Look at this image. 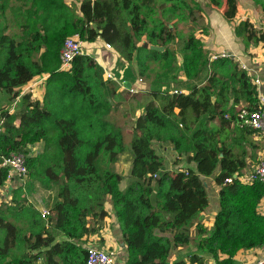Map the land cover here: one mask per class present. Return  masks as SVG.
Wrapping results in <instances>:
<instances>
[{"label": "trees", "instance_id": "1", "mask_svg": "<svg viewBox=\"0 0 264 264\" xmlns=\"http://www.w3.org/2000/svg\"><path fill=\"white\" fill-rule=\"evenodd\" d=\"M77 2L78 7L64 0H0V91L11 100L20 98L12 114L0 110V163L22 154L28 169L24 186H15L11 199L0 201V264H36L40 259L44 264H86L83 239L102 229L107 198L125 246L124 264H207L198 255L169 259L173 248L189 245L194 223L205 235L197 241V251L215 264H235L238 251L261 247L264 216L257 207L264 184L234 179L245 164L226 145L231 126L249 131L240 126L239 109L258 108L249 76L230 57L210 60L200 39L189 35L179 47L184 80L173 91L163 89L174 69L170 46L178 41L168 24L193 21L194 13L199 23L200 5L194 0ZM209 2L219 7L222 0ZM226 2L225 17L231 20L236 0ZM253 2L264 12V0ZM74 35L88 43L100 38L123 61L134 62L140 77L155 74L151 98L132 125L124 190L119 188L124 177L114 166L126 146L121 129L109 120L123 92L105 80L103 68L89 55L75 56L70 69L61 70L60 50ZM235 35L245 46L262 40L248 21L235 28ZM143 42L164 50L147 49ZM42 75H47L42 102L30 94L20 96L21 87ZM40 142L45 150L29 156L28 147ZM160 143L195 163V171L165 170L154 148ZM217 168L219 210L207 230L198 222L208 207L201 177L212 176ZM7 176L8 170L0 167V188ZM34 184L54 192L46 219L28 198Z\"/></svg>", "mask_w": 264, "mask_h": 264}, {"label": "crops", "instance_id": "2", "mask_svg": "<svg viewBox=\"0 0 264 264\" xmlns=\"http://www.w3.org/2000/svg\"><path fill=\"white\" fill-rule=\"evenodd\" d=\"M64 1L68 6H79L77 0ZM194 1L197 2L202 8L201 14L203 16V25L206 28V32L202 35L203 38L199 39L202 42L203 49L207 52L208 56L210 57L214 54L219 55L221 53L228 55V57L237 62L241 69L247 73L251 83L256 88L258 94L257 98L259 96L264 97V12H262L259 6L255 5L253 0H236V14L233 19L229 20L225 17V12L227 11L226 0H222L219 7L211 4L209 0ZM243 21H248L252 25L253 30L256 32L257 38H262L261 41L250 43L248 46H245L242 40L235 35V28ZM103 43L105 42L100 38L96 39L94 42H86L85 49L88 50L87 55L92 57L103 68V70L106 69L110 71L112 68L118 70V68H116V62L120 60L125 63V61L119 57V54L113 50V48L110 50L104 48ZM143 43H140V45ZM127 65L128 63L122 69H119V76L122 77L124 75ZM46 78L47 75L34 78L27 85L20 88V96L23 94H30L33 100L42 102ZM116 79V83L120 86L119 92H123L122 89L126 86L128 88L132 85L126 79L122 82V84L119 82L117 77ZM256 79L259 80V84L254 85L253 81ZM163 89H165V87H163ZM19 100L20 98L18 97L12 102L19 103ZM143 105L144 104H141V107ZM6 111H8L10 114L14 112L11 110V108H7ZM141 113L142 109L137 110L135 119ZM111 116L109 115V120L113 122ZM215 125L218 124L216 123ZM227 133L229 134V138L226 142L227 147H230L233 155L245 164V167L238 173L241 177H243L264 159V134H259L251 130L242 132L241 130L233 129L232 126L227 130ZM160 144L162 145L158 148V153L164 159L165 170L173 172L192 169L195 171V163H188L184 156L179 157L174 152L173 146H167L164 143ZM118 159L119 160L117 163H115L114 167L116 172L121 173L124 177L123 181L119 185L120 190H124L128 182L131 155L126 158L121 157ZM124 163L125 168L123 167ZM218 172L219 168L216 169L212 176L201 177L208 194V207L200 214L198 222L203 226V228L207 230L212 228L214 217L219 210V187L214 182V176L217 175ZM47 192L49 194H51V192L53 193V191ZM52 197L54 199V194H52ZM36 204L37 205H35V208L37 211H39V213L43 210L50 211V208L42 206V202ZM105 210L108 213V216L103 221L102 229L95 235L89 236L87 238L85 237L83 239V248L96 247L115 250L118 255V261L124 262L126 258L125 246L122 242L118 220L110 203V198H107ZM257 212L264 216V197L261 199L257 207ZM195 225L196 223H194V225L189 230L191 238L189 245L173 248L169 255L170 261H174L176 259L188 260L190 256L198 255L203 258L204 262L207 264H215V261L209 255L201 251H197L196 243L205 235H201V232L195 229ZM260 257L261 250L258 248L251 250H240L236 253L233 259L235 264H256ZM220 258L224 257L221 256ZM37 264H44V262L40 259Z\"/></svg>", "mask_w": 264, "mask_h": 264}, {"label": "rangeland", "instance_id": "3", "mask_svg": "<svg viewBox=\"0 0 264 264\" xmlns=\"http://www.w3.org/2000/svg\"><path fill=\"white\" fill-rule=\"evenodd\" d=\"M195 12V11H194ZM196 16H198L199 23H195V13L192 16L193 21L187 20L185 22H180L177 20H173L168 24L169 28H171L172 31H175L176 38H177V44L172 43L170 48L171 50H175V56L172 60L174 69L173 73L170 75L168 74L166 76V81H169L165 88L167 90L173 91L174 87L178 86L183 80V73L181 71L182 67V54L180 51V44L182 42V39L187 38L189 35H194L196 38H203L202 35L204 34V25H203V16L202 14L197 13ZM172 24H174L175 27H172ZM141 45H144L141 44ZM114 50V49H113ZM119 60V59H118ZM127 63L122 61L116 62V68L110 69V72L114 74L119 82L122 84L123 81L128 80L132 85L127 88H121L123 91V101H121L117 106V109L115 111H112L110 113L111 119L116 125V127H119L123 133V139L124 144L126 146V151L122 155L119 156V158L123 157H129L131 155L129 143L132 138V125L135 119V114L137 110L141 107V104H145L148 99L151 97L149 96V93L151 91V85L152 82L150 80L155 79V74L152 73L150 75V78L147 79L146 77H140L136 68L135 63H131L127 65V69L124 73V75L121 77L118 75L119 69H122ZM151 68H156V64H151ZM21 92V90L19 89ZM13 100L10 99L8 95H6L4 92H0V109L1 111L7 110V108H11L12 111L17 110V103L18 102H12ZM120 106V107H119ZM187 135V134H186ZM162 144H155L154 148L158 150L159 147H161ZM167 145V144H166ZM169 146V145H167ZM28 155L29 156H36L40 153H42L45 150V145L43 142L34 144L32 146L28 147ZM121 168V166L119 165ZM125 168V163L124 166ZM4 188H0V201L1 202H7L9 195V192L13 189L14 186H18V181L12 185L11 183H6L4 185ZM43 189L38 185L34 184L33 191L29 193L28 198L30 202L35 206L36 203L42 202L43 207L51 208L52 203L54 202V199L52 197V194H49L46 190L42 191ZM37 264V263H36Z\"/></svg>", "mask_w": 264, "mask_h": 264}, {"label": "built area", "instance_id": "4", "mask_svg": "<svg viewBox=\"0 0 264 264\" xmlns=\"http://www.w3.org/2000/svg\"><path fill=\"white\" fill-rule=\"evenodd\" d=\"M85 45L86 42H83L78 35L66 38L59 55L61 70L68 71L75 56L88 54V50L85 49ZM103 47L107 50H110L112 48L107 43H103ZM227 57L228 55H226L225 53H221L219 55L214 54L210 56V60ZM103 72L105 80L117 82L116 77L109 70L105 69L103 70ZM253 82L254 85L259 84V80L257 79ZM237 116L238 119L242 122L240 125L242 128L245 127L256 133L264 134V97H258V108L255 111L249 112L244 108H240ZM1 159L2 161L0 163V167L8 170L6 183H11L12 185H14V183L18 181V186H24L28 176L25 156L22 154H11L10 156ZM234 179H238L240 182L245 184L253 183L255 181L264 184V159L260 161L247 175L241 177L239 174H235ZM231 181V178L225 180L226 183H230ZM8 199H11L10 196L8 197ZM49 214V210H43L42 212H40V216L43 219H46ZM259 249L261 250V257L256 262V264H264V243L261 247H259ZM85 250L86 264H124V262L118 261V255L115 250L96 247H87L85 248Z\"/></svg>", "mask_w": 264, "mask_h": 264}, {"label": "water", "instance_id": "5", "mask_svg": "<svg viewBox=\"0 0 264 264\" xmlns=\"http://www.w3.org/2000/svg\"><path fill=\"white\" fill-rule=\"evenodd\" d=\"M170 30H171V28H170ZM143 46L146 47L147 49L155 50V51H158V52H162L164 50L163 47H157V46L149 45L147 43H144Z\"/></svg>", "mask_w": 264, "mask_h": 264}]
</instances>
